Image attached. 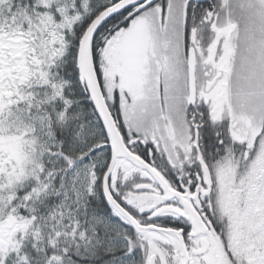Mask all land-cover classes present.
Wrapping results in <instances>:
<instances>
[{"label": "snow or ice", "instance_id": "1", "mask_svg": "<svg viewBox=\"0 0 264 264\" xmlns=\"http://www.w3.org/2000/svg\"><path fill=\"white\" fill-rule=\"evenodd\" d=\"M0 264H264V0H0Z\"/></svg>", "mask_w": 264, "mask_h": 264}]
</instances>
